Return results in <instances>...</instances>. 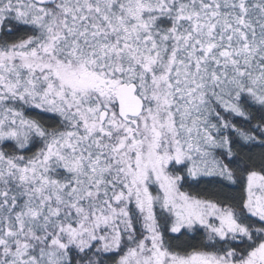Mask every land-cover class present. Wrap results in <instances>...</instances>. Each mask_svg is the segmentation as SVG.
Returning <instances> with one entry per match:
<instances>
[{"label":"snow or ice","instance_id":"snow-or-ice-1","mask_svg":"<svg viewBox=\"0 0 264 264\" xmlns=\"http://www.w3.org/2000/svg\"><path fill=\"white\" fill-rule=\"evenodd\" d=\"M0 264H264V0H0Z\"/></svg>","mask_w":264,"mask_h":264}]
</instances>
